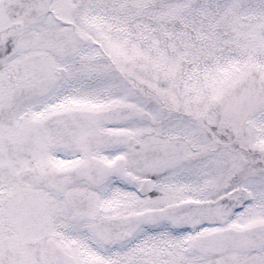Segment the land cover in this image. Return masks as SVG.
I'll return each mask as SVG.
<instances>
[{
    "label": "snow or ice",
    "instance_id": "1",
    "mask_svg": "<svg viewBox=\"0 0 264 264\" xmlns=\"http://www.w3.org/2000/svg\"><path fill=\"white\" fill-rule=\"evenodd\" d=\"M0 264H264V0H0Z\"/></svg>",
    "mask_w": 264,
    "mask_h": 264
}]
</instances>
